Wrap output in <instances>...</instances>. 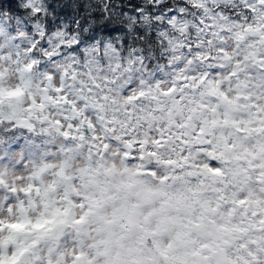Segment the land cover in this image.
<instances>
[{
	"label": "clouds",
	"instance_id": "clouds-1",
	"mask_svg": "<svg viewBox=\"0 0 264 264\" xmlns=\"http://www.w3.org/2000/svg\"><path fill=\"white\" fill-rule=\"evenodd\" d=\"M0 264H264V0H0Z\"/></svg>",
	"mask_w": 264,
	"mask_h": 264
},
{
	"label": "rangeland",
	"instance_id": "rangeland-1",
	"mask_svg": "<svg viewBox=\"0 0 264 264\" xmlns=\"http://www.w3.org/2000/svg\"><path fill=\"white\" fill-rule=\"evenodd\" d=\"M18 142H19V143H22V142H23V138H19V139H18Z\"/></svg>",
	"mask_w": 264,
	"mask_h": 264
},
{
	"label": "trees",
	"instance_id": "trees-1",
	"mask_svg": "<svg viewBox=\"0 0 264 264\" xmlns=\"http://www.w3.org/2000/svg\"><path fill=\"white\" fill-rule=\"evenodd\" d=\"M130 2L135 3V0H130Z\"/></svg>",
	"mask_w": 264,
	"mask_h": 264
}]
</instances>
